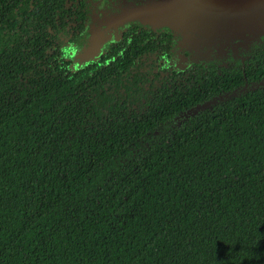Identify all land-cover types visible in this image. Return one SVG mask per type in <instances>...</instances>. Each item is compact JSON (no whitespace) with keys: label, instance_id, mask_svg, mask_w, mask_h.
Returning <instances> with one entry per match:
<instances>
[{"label":"trees","instance_id":"1","mask_svg":"<svg viewBox=\"0 0 264 264\" xmlns=\"http://www.w3.org/2000/svg\"><path fill=\"white\" fill-rule=\"evenodd\" d=\"M90 25L0 0V264H264V39L173 68L137 20L80 58Z\"/></svg>","mask_w":264,"mask_h":264},{"label":"water","instance_id":"2","mask_svg":"<svg viewBox=\"0 0 264 264\" xmlns=\"http://www.w3.org/2000/svg\"><path fill=\"white\" fill-rule=\"evenodd\" d=\"M137 20L152 28L191 33L205 38H229L241 34L264 35V0H158L116 17V24ZM100 40L92 34L89 47L80 58L99 54Z\"/></svg>","mask_w":264,"mask_h":264},{"label":"flooded vegetation","instance_id":"3","mask_svg":"<svg viewBox=\"0 0 264 264\" xmlns=\"http://www.w3.org/2000/svg\"><path fill=\"white\" fill-rule=\"evenodd\" d=\"M83 1H85L90 11L91 25L89 28L90 31L89 37L91 39L92 34L95 33V35L100 40V45L102 46L105 40L107 41V44L113 43V36H111V34H117V30H120V28L118 27H120L124 23L123 22L122 24L112 25V23L114 22V20L118 15L123 14L125 11L129 9L155 3L158 0H83ZM144 27L147 28V25H144ZM158 28H164V27H155V28L151 27L154 33H157ZM171 34L173 36H179V37L181 36L180 37L181 39L176 44H174L177 48V52H176L177 60L175 61L176 63L174 64L173 68L184 66L188 61V57H187V53H182V52L185 51L183 49H188L187 46L189 45L182 38H183V34H189V33L172 31ZM262 39H264V35L262 36L246 35L245 37H243L241 34H236L234 36L232 35L231 37L224 39L205 38L200 36L199 40H203V42H201L202 44L199 43L200 45L199 54L213 53L215 56H219L222 53L224 54L235 53V55L239 57L240 60L247 59L249 58V53H254L253 50H255L256 48L255 44H253L252 42L255 40L256 44H258L261 42ZM209 40L212 41L209 42ZM195 45L192 47L193 50L195 48ZM170 50L173 51L172 49ZM157 56L158 55H155L152 58L155 60ZM163 57L164 55L161 54V61L163 60Z\"/></svg>","mask_w":264,"mask_h":264},{"label":"rangeland","instance_id":"4","mask_svg":"<svg viewBox=\"0 0 264 264\" xmlns=\"http://www.w3.org/2000/svg\"><path fill=\"white\" fill-rule=\"evenodd\" d=\"M116 20V19H115ZM114 20V22L112 23V25H116V21Z\"/></svg>","mask_w":264,"mask_h":264}]
</instances>
